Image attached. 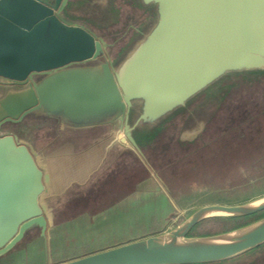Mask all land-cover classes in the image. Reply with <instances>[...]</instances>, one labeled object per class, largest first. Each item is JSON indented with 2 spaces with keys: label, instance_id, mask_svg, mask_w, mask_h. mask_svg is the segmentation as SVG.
<instances>
[{
  "label": "water",
  "instance_id": "water-1",
  "mask_svg": "<svg viewBox=\"0 0 264 264\" xmlns=\"http://www.w3.org/2000/svg\"><path fill=\"white\" fill-rule=\"evenodd\" d=\"M75 1L0 0V257L36 228L46 239L56 203L94 186L127 153L145 164L143 126L188 107L178 117L191 122L178 118L170 130L173 124L180 130L179 145L200 142L220 109L203 117L198 105L221 101L236 74L264 76V0H126L134 9L118 21L136 22L145 8L155 22L134 28L125 56L122 46L112 55L115 45L80 23L89 17L82 3L107 16L121 0ZM34 114L50 119L56 131L22 136L18 129ZM5 121L17 132L1 131ZM90 147L96 155L105 149V162L90 164ZM60 163L65 184H58ZM110 183L118 182L111 179L104 189ZM253 215L258 218L227 231L190 234L210 218ZM262 246L264 194L196 207L173 228L56 264H209Z\"/></svg>",
  "mask_w": 264,
  "mask_h": 264
},
{
  "label": "rangeland",
  "instance_id": "rangeland-1",
  "mask_svg": "<svg viewBox=\"0 0 264 264\" xmlns=\"http://www.w3.org/2000/svg\"><path fill=\"white\" fill-rule=\"evenodd\" d=\"M120 3L119 11L107 16L81 4L82 9L86 8L83 16L89 17L82 18L80 23L113 43L114 56L121 46L122 53L125 52L134 28L141 24L140 27L150 29L155 22L146 19L145 8L138 9L136 22L118 21L124 18L123 13L134 9L126 0ZM108 9L112 11L113 5ZM230 81L233 84L227 86L221 101L217 103L218 96L214 94L215 102L207 100L197 107V113H209L208 116L215 114L212 111L216 106L220 109L200 142L179 145L174 136L180 130L174 124L170 130L169 124L178 123V115L187 113L188 107L176 109L156 125L143 126L139 136L147 157L143 158L145 164L135 154L127 153L94 186L68 193L67 199L54 206V223L46 239L36 228L1 256L0 264H56L173 228L196 207L241 203L264 194V76L236 74ZM179 120L191 122L189 116ZM54 124L42 114H34L18 130L30 139L49 137L51 131H56ZM127 164L137 170H127ZM111 179L123 184L112 188L115 184L110 183L104 189ZM257 218H210L190 234L219 233ZM209 264H264V246L231 260Z\"/></svg>",
  "mask_w": 264,
  "mask_h": 264
},
{
  "label": "flooded vegetation",
  "instance_id": "flooded-vegetation-1",
  "mask_svg": "<svg viewBox=\"0 0 264 264\" xmlns=\"http://www.w3.org/2000/svg\"><path fill=\"white\" fill-rule=\"evenodd\" d=\"M12 86V85H11ZM1 121H4V119L3 120H0V123L2 124L3 122H1ZM15 124H13L12 122H6L5 121V123H4V126L1 128V131H3V132H17L16 131V129H15ZM89 151H90V156H88V160H90V164L92 163V162H94L95 160L97 161V159L96 158H98V159H100V160H103L104 162H105V160L107 159V157H105V149H102L101 151H102V155L101 154H99V155H96V149H92V147H90L89 148ZM86 158V157H85ZM84 158V159H85ZM65 166H64V164L63 163H60L59 164V168H60V172L58 173V175H60V176H62V177H59L60 178V180H59V183L58 184H60L61 183V181H62V183L61 184H65L64 182V177H65V175L63 174V168H64ZM137 170V169H136Z\"/></svg>",
  "mask_w": 264,
  "mask_h": 264
},
{
  "label": "crops",
  "instance_id": "crops-1",
  "mask_svg": "<svg viewBox=\"0 0 264 264\" xmlns=\"http://www.w3.org/2000/svg\"><path fill=\"white\" fill-rule=\"evenodd\" d=\"M125 180H128L127 178L125 179ZM124 180V181H125ZM129 181V180H128ZM127 182V181H126ZM123 183H115V185H113V186H111L112 188H114V187H117V185H119V187L122 185Z\"/></svg>",
  "mask_w": 264,
  "mask_h": 264
}]
</instances>
